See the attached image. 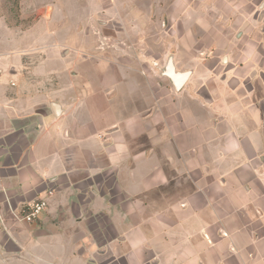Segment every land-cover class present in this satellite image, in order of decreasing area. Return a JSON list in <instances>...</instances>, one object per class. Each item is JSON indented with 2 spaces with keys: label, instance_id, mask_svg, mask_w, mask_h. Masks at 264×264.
Here are the masks:
<instances>
[{
  "label": "crops",
  "instance_id": "obj_1",
  "mask_svg": "<svg viewBox=\"0 0 264 264\" xmlns=\"http://www.w3.org/2000/svg\"><path fill=\"white\" fill-rule=\"evenodd\" d=\"M145 2L121 25L160 21ZM199 3L169 52L123 26L125 58L67 98L0 47V264H264V0ZM41 198L35 223L12 216Z\"/></svg>",
  "mask_w": 264,
  "mask_h": 264
},
{
  "label": "rangeland",
  "instance_id": "obj_2",
  "mask_svg": "<svg viewBox=\"0 0 264 264\" xmlns=\"http://www.w3.org/2000/svg\"><path fill=\"white\" fill-rule=\"evenodd\" d=\"M143 1L145 0H115L111 4V0H0V19L4 20L8 28H14L19 36L14 31L1 32L0 47L10 50L8 45H12L11 49L18 53L11 56V59L16 62L22 59L21 65L17 64L22 78L34 82L40 80L37 72L41 68L46 70L43 73L48 75L42 78L48 83V93L52 98L62 99L75 93H83L82 86L87 91L89 80L105 74L109 68L111 52L115 59L125 58L119 50L127 42L121 36L124 27L133 35L137 33L139 37L151 33L153 36H164L167 31H175L179 35L180 32L198 31L200 28V0H172L175 4L170 10L167 7L170 0H160L157 7L160 21L154 16L149 23V16L142 15L145 19L143 22L121 25L120 17L127 16L128 5L132 4V9L136 11L137 8L147 6V2ZM193 7L194 10L190 11ZM175 9L176 15L179 12L183 14L173 25L170 18ZM163 17H166V22L161 21ZM176 24L178 30L175 29ZM163 36L160 42L168 51L172 42L168 34ZM148 42L149 40L146 41ZM177 42L180 40L177 39ZM20 51L26 53L20 55ZM183 56L182 53L178 54L180 58ZM166 58L171 56L166 55ZM165 67L160 71L161 80L164 78L162 74ZM76 80H80V83H74ZM58 82L60 85L56 87ZM94 258H103V255L97 254Z\"/></svg>",
  "mask_w": 264,
  "mask_h": 264
},
{
  "label": "built area",
  "instance_id": "obj_3",
  "mask_svg": "<svg viewBox=\"0 0 264 264\" xmlns=\"http://www.w3.org/2000/svg\"><path fill=\"white\" fill-rule=\"evenodd\" d=\"M51 192H48L50 195ZM47 208V201L43 198L30 204L21 206L18 210L10 208L12 216L19 222L26 224L35 223Z\"/></svg>",
  "mask_w": 264,
  "mask_h": 264
},
{
  "label": "water",
  "instance_id": "obj_4",
  "mask_svg": "<svg viewBox=\"0 0 264 264\" xmlns=\"http://www.w3.org/2000/svg\"><path fill=\"white\" fill-rule=\"evenodd\" d=\"M163 74L172 82V85L177 91L182 88V86L186 82V79L188 78V72H175L174 71L171 58L168 59L166 67H165V71ZM53 109L56 113H58L59 109L57 105H53Z\"/></svg>",
  "mask_w": 264,
  "mask_h": 264
}]
</instances>
